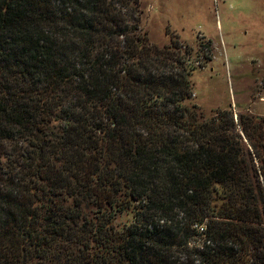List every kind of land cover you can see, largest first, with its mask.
<instances>
[{
	"label": "trees",
	"instance_id": "1",
	"mask_svg": "<svg viewBox=\"0 0 264 264\" xmlns=\"http://www.w3.org/2000/svg\"><path fill=\"white\" fill-rule=\"evenodd\" d=\"M140 7L0 0V264H264V117Z\"/></svg>",
	"mask_w": 264,
	"mask_h": 264
},
{
	"label": "rangeland",
	"instance_id": "2",
	"mask_svg": "<svg viewBox=\"0 0 264 264\" xmlns=\"http://www.w3.org/2000/svg\"><path fill=\"white\" fill-rule=\"evenodd\" d=\"M140 10L152 43L174 36L198 52L194 99L204 111L264 117V0H141Z\"/></svg>",
	"mask_w": 264,
	"mask_h": 264
}]
</instances>
